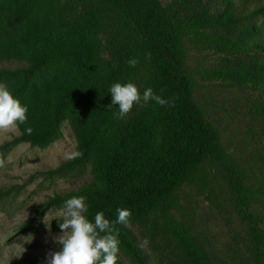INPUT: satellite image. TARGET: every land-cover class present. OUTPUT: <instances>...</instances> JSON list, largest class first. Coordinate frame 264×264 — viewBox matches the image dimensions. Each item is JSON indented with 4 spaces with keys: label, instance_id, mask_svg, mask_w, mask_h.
Returning <instances> with one entry per match:
<instances>
[{
    "label": "trees",
    "instance_id": "trees-1",
    "mask_svg": "<svg viewBox=\"0 0 264 264\" xmlns=\"http://www.w3.org/2000/svg\"><path fill=\"white\" fill-rule=\"evenodd\" d=\"M55 1L27 0L7 17L8 23L14 25L41 14L46 16L43 29L47 41L36 58L21 68L0 69V82L29 109L28 121L18 127L20 135L14 141L45 146L57 140L62 134L63 115L70 109L72 120L78 117L74 125L79 130L81 155L69 164L87 158L91 151L98 152L102 155L96 167L100 180L53 201L59 204L72 196H85L89 219L103 212L118 232L120 249L140 259L132 236L124 225L116 223L117 209H130L133 220L160 203L172 208L178 190L194 181L206 164L232 163L218 128L195 100L194 75L187 65V43L201 36L209 44L213 36L208 47L221 51L226 63L240 59L244 69L211 73L230 81L237 74L235 83L262 86L264 58L253 52L252 47L264 48L259 45L264 33L248 41L240 37L255 29L264 32V22L249 23L251 15L264 14V2L255 4L249 12L230 10L216 16L197 6L193 7L194 12H189L194 0H172L168 5L163 0H67L62 5L58 3L59 6ZM48 6H51L49 11ZM107 17L122 19L130 29L126 44L120 38L115 40L109 63L100 66L99 60L91 58L71 82L63 85L36 75L61 52H76L93 34L97 22L99 29L105 30ZM242 21L246 23L240 24ZM10 27L0 16V54L27 57L26 48L38 34L7 36ZM131 58L139 59L136 67L128 65ZM136 73L144 74L146 89L152 88L162 98L174 100V106L149 101L140 116L116 119L118 105L108 107L112 100L109 89L113 83L130 82ZM79 109L84 116H80ZM29 126L34 130L31 135L25 131ZM236 175L239 209L249 223L253 239L264 248V233L260 232L255 208L251 206L256 198L248 193L239 172ZM259 194L257 199L264 200V191ZM168 225L186 255L185 262L179 264H221L202 245L189 223ZM117 264H122L119 254Z\"/></svg>",
    "mask_w": 264,
    "mask_h": 264
},
{
    "label": "rangeland",
    "instance_id": "rangeland-1",
    "mask_svg": "<svg viewBox=\"0 0 264 264\" xmlns=\"http://www.w3.org/2000/svg\"><path fill=\"white\" fill-rule=\"evenodd\" d=\"M27 0H0V16L10 27L12 34L36 32L34 41L26 48L27 57H6L0 54V69L14 70L32 62L44 47L43 29L46 16L39 15L26 22L11 25L7 17L15 8ZM55 1V0H54ZM67 0H57L56 4ZM172 0H163L168 5ZM194 0V6L208 10L212 15H224L230 10L236 13L249 12L255 4L264 0ZM59 6V5H58ZM51 6H48L49 11ZM253 25L264 22V14L249 17ZM242 21L240 24H245ZM99 22L93 34L85 39L76 52H61L50 60L45 69L36 75L45 77L56 85L71 82L73 78L96 58L103 66L112 60L115 40L120 38L126 44L130 29L122 19L107 17L105 30L99 29ZM264 31V30H263ZM264 32L258 29L242 33L247 41L260 37ZM33 34V33H32ZM225 34H227L225 32ZM110 37V38H109ZM213 37V36H212ZM201 36L188 41V70L194 75L195 100L204 108L208 118L221 134L222 144L229 153L232 163L217 166L208 163L192 182L185 183L176 195V204L166 208L163 203L144 216L130 220L125 230L132 236L137 259L131 252L120 249L122 264H179L186 255L177 240L169 232V223H189L202 245L221 264H264V248L252 237V230L238 205L235 179L243 178V184L254 198L264 191V84L254 87L235 83L237 74L231 80L213 75L232 69H244L240 59L224 61L221 51L208 47ZM112 38V39H111ZM133 40V39H131ZM259 45H264L260 42ZM253 52L264 58V48L252 47ZM251 52V51H250ZM251 54V53H249ZM244 56V54H241ZM142 75V76H141ZM136 73L130 82L135 83L141 94L146 89L144 74ZM5 84L4 82H0ZM146 106L135 104L127 115L138 117ZM84 116L82 109L78 110ZM68 109L62 120L61 136L40 146L30 142L16 143L20 135L15 130L0 129V264H48V253L60 250L54 237L61 234L59 216L63 203L54 198L77 190L88 183L99 182L96 167L101 154L93 152L75 164H69L66 155L78 152L80 136ZM82 126V123H79ZM62 169H59L62 165ZM239 180V179H238ZM252 199V198H251ZM251 203L255 208L260 232L264 233V200ZM167 209V210H166ZM46 216V217H45ZM46 219V222H45ZM50 226V228H49Z\"/></svg>",
    "mask_w": 264,
    "mask_h": 264
},
{
    "label": "clouds",
    "instance_id": "clouds-1",
    "mask_svg": "<svg viewBox=\"0 0 264 264\" xmlns=\"http://www.w3.org/2000/svg\"><path fill=\"white\" fill-rule=\"evenodd\" d=\"M127 63L136 67L139 59L131 58ZM109 92L112 100L108 107L118 105L115 118L119 120L125 119L135 104L146 106L149 101H154L161 106L171 107L175 103L174 100H166L155 94L152 88L145 89L141 94L139 87L133 82L113 83ZM28 111V107L5 84L0 83V129L15 130L26 124ZM25 131L31 135L34 130L29 126ZM80 155L81 153L74 151L68 153L66 158L72 160ZM4 166L5 160L0 159V167ZM87 212L88 205L83 195L72 196L64 201L59 216L54 218L60 220L61 229V234L54 237V241L61 247L60 250L48 253V264H117L120 240L113 223L103 212H97L94 219H89ZM117 214L116 223L130 226V209L118 208Z\"/></svg>",
    "mask_w": 264,
    "mask_h": 264
}]
</instances>
